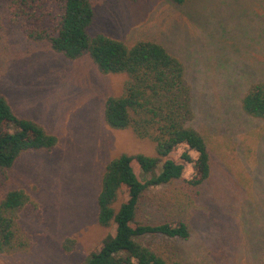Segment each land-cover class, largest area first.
<instances>
[{
    "label": "rangeland",
    "instance_id": "1",
    "mask_svg": "<svg viewBox=\"0 0 264 264\" xmlns=\"http://www.w3.org/2000/svg\"><path fill=\"white\" fill-rule=\"evenodd\" d=\"M11 3L0 0V93L17 115L58 141L52 149L23 152L0 185L1 197L23 189L37 204L19 217L28 249L0 253V264H82L113 231L98 221L108 162L122 153L156 155L155 143L105 121L106 100L122 93L125 74L103 73L88 55L69 58L27 37L12 21ZM92 3V35L129 44L152 39L183 61L195 114L190 125L210 154L202 184L189 183L188 163L182 179L148 192L144 211L154 222L182 220L190 233L157 237L151 246L169 264H262L264 119L246 114L241 99L264 79V0Z\"/></svg>",
    "mask_w": 264,
    "mask_h": 264
},
{
    "label": "trees",
    "instance_id": "2",
    "mask_svg": "<svg viewBox=\"0 0 264 264\" xmlns=\"http://www.w3.org/2000/svg\"><path fill=\"white\" fill-rule=\"evenodd\" d=\"M9 10L27 37L45 40L69 58L88 55L103 73L125 74L122 93L106 100L105 121L155 143L156 155L122 153L108 162L97 198L98 221L113 231L82 264H169L150 241L188 238L189 227L182 220L154 222L144 211L147 194L153 187L182 179L188 163L194 167L192 186L210 174L205 138L190 125L195 114L183 61L152 39L129 44L102 33L92 35L96 16L92 0H12ZM241 104L246 114L264 119L263 78L246 89ZM57 141L38 122L17 115L0 93V185L23 152L52 149ZM181 146L185 150L175 158L172 154ZM36 207L23 189L0 196V253L28 249L19 217Z\"/></svg>",
    "mask_w": 264,
    "mask_h": 264
}]
</instances>
